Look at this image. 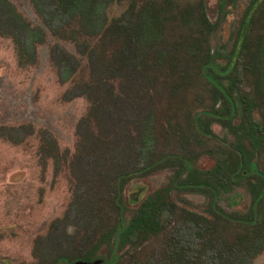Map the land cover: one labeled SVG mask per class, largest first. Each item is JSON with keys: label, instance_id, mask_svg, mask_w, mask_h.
<instances>
[{"label": "rangeland", "instance_id": "1", "mask_svg": "<svg viewBox=\"0 0 264 264\" xmlns=\"http://www.w3.org/2000/svg\"><path fill=\"white\" fill-rule=\"evenodd\" d=\"M8 1L43 34L22 41L0 9V264H74L90 252L99 264H264L260 176L234 166V135L206 113L222 112L224 97L200 73L208 57L227 61L252 0L225 10L219 0H107L110 61L104 45L90 54L62 31L73 20L59 0H37L41 11ZM153 11L166 57L137 71L121 64L122 34ZM250 17L233 92L259 105L252 160L264 175V84L253 61L264 0ZM188 165L199 187L185 184ZM155 194L157 231L119 239L115 228Z\"/></svg>", "mask_w": 264, "mask_h": 264}, {"label": "trees", "instance_id": "2", "mask_svg": "<svg viewBox=\"0 0 264 264\" xmlns=\"http://www.w3.org/2000/svg\"><path fill=\"white\" fill-rule=\"evenodd\" d=\"M38 11L41 8L37 0H32ZM60 3L65 4L67 9L71 11V18L73 21L65 22L61 24L62 31L70 29V37L76 40L77 37L82 38V44L88 48L90 54L96 51L100 46H103L104 56L106 60L110 61L112 53L106 51L105 32L107 25V15L105 13L106 1L103 0L100 4L96 2L98 0H59ZM235 0H219V7L225 10L226 5L233 4ZM258 0H252L249 9L250 14H244L241 20L240 28L236 32L234 47L228 55L227 61L222 64L216 62L214 57H208L200 65V73L203 78L211 85L215 93L224 97V108L222 112L208 111L210 116L222 121L224 125L228 127V130L234 135V146L236 152L234 153L235 163L234 166H245L250 170H253L260 176L259 191L255 197V200L259 201L264 197V175L256 168L255 162L252 160L254 155V148H258L261 137H263V127L254 115L255 108H258V103L243 91L233 92V85L235 78L239 75L237 72L240 70L239 61L243 58V43L246 29L251 20L252 9L256 6ZM0 9L4 13V17L7 20V24L14 31L18 29L22 34V41L30 40L33 43V39H41L43 31L38 27H33L27 22V20L13 7L8 0H0ZM157 11H153L148 15H144L136 23H130L129 26L123 31V47L121 48V64H129L134 70L140 71V66L144 61L149 63L148 58L154 64L159 61L163 62L166 55L160 48L159 43L162 37V19L157 14ZM74 26L75 28H71ZM12 35V34H11ZM118 37V36H117ZM27 40V41H28ZM38 41V40H37ZM18 42V41H17ZM19 43V42H18ZM20 44V43H19ZM134 50V51H132ZM254 63L259 70V76L261 82L264 84V44L260 45L254 54ZM138 60V62H137ZM243 60V59H242ZM159 63V64H160ZM140 68V69H139ZM113 79L115 74H110ZM107 76V75H106ZM103 76V79H106ZM227 80V81H226ZM264 99V94H263ZM262 134V136H261ZM150 136L149 133L143 136V140H146ZM180 158L178 155H172ZM223 166H228V161H223ZM188 173L184 180L185 184L189 187L196 188L198 180L200 179L199 171L195 166L187 167ZM163 198L158 194L153 197H147L139 205L135 215L130 219L129 223L121 226L119 229L115 228L116 236L124 240L135 233L141 234H154L158 229V221L163 204ZM94 252H90L89 255L83 257V259L90 261L95 257L102 255H94Z\"/></svg>", "mask_w": 264, "mask_h": 264}, {"label": "water", "instance_id": "3", "mask_svg": "<svg viewBox=\"0 0 264 264\" xmlns=\"http://www.w3.org/2000/svg\"><path fill=\"white\" fill-rule=\"evenodd\" d=\"M101 262L100 259H95L92 261H86V260H76L74 264H99Z\"/></svg>", "mask_w": 264, "mask_h": 264}]
</instances>
